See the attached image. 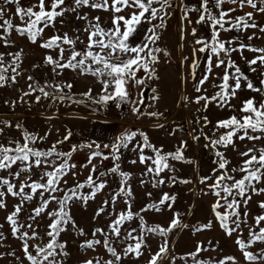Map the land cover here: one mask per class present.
Returning a JSON list of instances; mask_svg holds the SVG:
<instances>
[{"label":"snow or ice","instance_id":"obj_1","mask_svg":"<svg viewBox=\"0 0 264 264\" xmlns=\"http://www.w3.org/2000/svg\"><path fill=\"white\" fill-rule=\"evenodd\" d=\"M238 5L242 10L245 6L253 11L233 16L238 9L229 7L226 10L224 5ZM174 6H178L182 12V19L192 23L189 14L195 12L198 18L195 24L207 27L210 32L208 38L200 37L195 40L193 47V60L190 65L191 75L195 81L197 93H204L195 98V103L204 101L201 110L206 111L208 105L215 104L217 108L227 109L230 115L227 118L219 119L212 125V134L207 135L201 130L200 135L193 136L198 141L203 136L206 141L204 147L212 150L215 159V167L211 175L202 176L201 184H207L206 195L216 197L212 204V212L219 222L221 229L231 237L237 234L235 244L237 245L243 259L247 264H264V247L258 251L250 250L255 245H264V201L258 202L262 210L260 215L254 216V224L248 222L249 212L247 207L253 195L264 194V145L256 142L264 140V46H255L245 43L241 38L242 33L249 29L255 31L246 36L247 41L254 39L264 41V35H257V32L264 34V27L256 23L254 13L264 14V0H199L197 6H189L180 0L175 5V0H28L23 4L21 0H0V46L13 47L14 42L10 40L12 32L20 37L26 38L31 44L38 47L55 51L57 55L44 56L43 62L50 66L53 77L61 76L66 70H70L80 76H92L101 85L98 96L92 94V90L82 94L95 104L107 105L114 102L131 103L133 114L140 112L139 104L143 99L132 101L130 99L129 87L140 88L147 80L156 78L155 65L158 63L156 53L161 52L159 47H153L160 38L159 30L165 27L166 18L171 15ZM14 7V12L12 8ZM83 9L100 10L110 12L111 27H105L99 16H90L89 12ZM127 10L126 14L121 15ZM12 12L11 15H8ZM13 17L20 20V24L13 23ZM71 17L76 21H82L83 27L61 31ZM158 21V23H154ZM147 24L142 42L131 43L141 25ZM59 25V27H58ZM52 28L55 34L43 39L46 29ZM197 29L193 27L192 35L195 36ZM236 32L237 35L228 39H222L221 33ZM71 33V34H70ZM184 39V36H181ZM42 40V43L38 41ZM80 45L81 47H77ZM252 53L249 59L244 52ZM205 54L204 71L199 80H196L197 69L200 68V60L196 59V53ZM239 54L244 61L247 70L254 73L250 78L242 67L232 59V54ZM167 54V53H165ZM23 50L17 52L0 53V87L9 83H16L17 77L21 74L20 68ZM10 57V59H6ZM188 58L185 57V60ZM215 61V63H214ZM39 67V65H33ZM214 68H223L221 75L213 77ZM143 71L144 76L138 77ZM28 91L23 92L20 101L24 97L36 92V102L43 99L63 101L72 100V96L64 90L71 89L72 83L60 81H45L43 85L34 81L32 76L28 77ZM210 85L213 89L211 95H207ZM48 89H51L49 91ZM249 91L254 95L240 100L239 106L231 103L237 99V93ZM155 92V89H152ZM143 93L141 92V97ZM153 96L152 99H157ZM187 101V97L184 98ZM82 103L83 100H75ZM7 103V102H6ZM15 104V102H13ZM151 116H158V113H149ZM203 126L207 127L212 122L207 116L203 118ZM199 119L197 123H199ZM0 137H3L5 128H12L9 121H0ZM15 128L21 130L19 138H7L4 142L0 139V210L6 212L5 223L8 224L10 235L20 242L19 250L21 256H17L16 250L0 252V259L10 256L17 264H64L60 257L68 256L67 241H61L60 236L68 230L67 226L75 229L77 227L72 215L71 205L80 202L86 205L90 199H94L97 193L106 186V181L101 177L109 174L117 175L120 178V188L109 199L103 201L97 208L95 217L106 212V206L112 207L108 212L111 222L107 225V231L103 228H95L93 237L100 238L86 239L80 245L82 249H93L102 246L113 259L105 260L103 264H121L122 259L134 256L139 258L143 255L145 245L144 233H156L167 236L180 224L179 214H175L167 227L159 224L148 226L144 216L146 211H161L160 206L171 208V201L174 196L165 193L158 202L152 203L139 212L132 210V189L129 185L131 174L121 169L120 160L122 150H129L137 155L132 164L140 163L145 166L142 177H151L152 186L157 187L165 183L161 173L173 171L172 161H186L183 155L186 142L182 141L174 152L165 153L162 148L153 145L148 136L143 132L129 131L121 133L111 143L92 142L87 145L73 146L68 152L59 150V145L69 138L71 133L63 140L56 141L47 149L36 147L38 142L46 139L33 133L23 130L19 123ZM139 136L140 140L136 137ZM244 141L250 142L251 146L244 145L243 150L240 144ZM240 142V143H238ZM89 149L88 164L91 171L84 182H77L68 186L65 177L76 167L70 164L72 154L79 148ZM231 148L236 152L239 162L233 165L226 152ZM107 150L105 154L104 150ZM145 149H150L153 155H146ZM94 159H99L101 164L111 160L112 167L107 171H101L99 176L94 178L97 165L93 164ZM191 163L192 161H186ZM87 166V165H84ZM171 183H176L175 177L169 178ZM212 181L208 184V181ZM188 183L189 181H179ZM141 185L146 183L144 178ZM88 188L90 191L84 193L82 190ZM151 196V193H148ZM16 200L12 204L11 211H8V198ZM121 200L126 208L116 212L115 205ZM55 208L50 209V205ZM26 205L29 210L26 211ZM243 206L244 211L241 212ZM218 209H224L223 212ZM25 217L21 220V213ZM115 217L114 219L112 217ZM48 223L44 225V231L39 229L44 219ZM139 221L137 227L124 228L126 222ZM241 225L248 228L247 239H243ZM212 222L199 226L196 230L211 228ZM4 224H0V229ZM123 229V231H122ZM80 235H85L83 229H79ZM8 237L0 230V247H4V241ZM38 241V243H32ZM133 241L134 243H128ZM116 245V246H113ZM117 246L121 251H117ZM203 249L197 245L196 252L189 255L195 259ZM169 251L168 241L165 240L159 250L151 256L148 264H158ZM103 258L85 260L83 264H101ZM239 264L235 257L229 256L218 261V264ZM208 264V262H199Z\"/></svg>","mask_w":264,"mask_h":264},{"label":"rangeland","instance_id":"obj_2","mask_svg":"<svg viewBox=\"0 0 264 264\" xmlns=\"http://www.w3.org/2000/svg\"><path fill=\"white\" fill-rule=\"evenodd\" d=\"M21 2L27 4L28 0H21ZM198 2L199 0H184V3L189 6H197ZM179 4L180 0H175V5ZM223 7L225 10L229 7H236L238 10L232 13L233 16L253 11L247 6L242 10L239 9L238 5L226 4ZM83 11L89 12L90 16H99L105 27H111L110 12L89 9H83ZM12 12H14V7ZM12 12H9L8 15H11ZM126 12L127 10L121 15L126 14ZM189 17L192 23H189L188 20H183L180 7L174 6L171 10V15L165 20V27L159 30L160 38L153 46L161 49V52L156 53L158 58V63L155 65L156 78L147 80L146 84L140 88L129 87L132 101L143 99V103L139 104L140 112L137 114H133L131 109L134 105L131 103L124 102L117 106L116 103L109 102L105 106L95 104L87 97H83L82 94L88 91L89 88L94 96H98L100 93L101 85L90 75L80 76L70 70H66L61 76L54 78L50 66L45 65L43 59L46 54H51L55 57L57 55L55 51L45 50L36 44H31L26 38L20 37L14 31L10 36L14 46H0V53L23 50L22 62L18 69L21 74L17 77V82L0 87V121H9L13 125L12 128L4 129L3 137H0L4 142L9 137H20L21 130L15 128L17 123L21 124L23 130L29 133L41 137L47 134L46 139L36 145V147L43 149L51 147L58 140H63L70 132L69 138L58 146L59 150L64 152L70 151L73 146L87 145L92 142L100 143L101 145L111 143L125 130L145 133L149 141L156 147L162 148L165 153L174 152L182 141L186 142L183 155L186 161L192 162L170 160L169 163L172 165L173 171L161 173V178L165 180V183L159 185L157 187L159 189L150 184L152 183L151 177H142L145 169L144 165L131 163L132 160L137 159L136 153L122 150L121 169L131 174L128 183L133 194L131 201L132 210L139 212L141 208L158 202L167 193L169 196L175 197V200L170 202L171 208L160 206L161 211L150 210L141 214L144 216L148 226L159 224L167 227L175 214H179L180 224L167 236L156 233H144L146 247L143 249V255L139 258L134 256L126 257L122 259L121 264H148L151 256L159 250V246L165 240L168 241L169 251L158 261V264H199V262L218 264V261L229 256L235 257L239 264H247L235 244L237 234L234 233L231 237L226 235L221 229L219 222L215 219L211 206L215 202L216 197L211 194L206 195L207 184L200 183L202 176L211 175L212 169L215 167L213 163L215 156L211 149L204 147L206 141L202 135L198 141L193 140V136L200 135L201 130L205 134L211 135L212 125L219 119L227 118L231 113L227 109L217 108L215 104L208 105L207 110L204 111L201 110L204 101L199 104L194 102L198 95L204 94L196 92L195 81L191 75L190 65L193 60V47H200V45H195L194 42L200 37L208 38L210 32L207 27L195 24V20L198 18L197 13L191 12ZM254 17L256 23L264 27V14L254 13ZM13 23L20 24L21 22L18 18L13 17ZM154 23H158V21H154ZM79 27H83V22L69 17L68 23L61 31ZM147 27H149L147 24L141 25L132 38L131 43H141ZM193 27L197 29L195 36L192 35ZM253 31L255 30L249 29L246 33H242L241 38L244 39L245 43L264 46V41L262 40L254 39L250 42L246 40V36L251 35ZM54 34L55 30L48 28L43 34V39H47ZM182 35L184 39H181ZM236 35V32L221 33V38L228 39ZM257 35L264 34L257 32ZM42 42V40L38 41V43ZM77 47L81 46L77 45ZM204 56L205 54L196 53V59L200 60V68L197 69L196 80L200 79L204 71ZM244 56L250 59L252 53L245 51ZM185 57L188 59L185 60ZM6 59H10V57ZM232 59L236 60L250 78L255 76L254 73L247 70L239 54L233 53ZM33 65H39V67H33ZM222 72L223 68H214L213 77L221 75ZM137 75L138 77H143L144 73L141 71ZM29 76H32L34 81L40 85H43L45 81L53 82L54 79L63 83H72L73 87L71 89L66 88L64 91L71 95L73 99L54 102L52 99L42 98L37 103L35 96L40 95V93L36 92L24 97V101L21 102V95L23 92L28 91V84L33 82L28 80ZM205 87L208 89L206 94L211 95L213 89L210 85H205ZM147 88L148 92L146 93ZM152 89L156 91L153 92ZM48 90L51 91V89ZM141 92L143 93L142 97ZM154 95L158 97L155 100L152 99ZM252 95L254 94L247 90L238 92L237 99H233L231 103L238 107L241 99ZM185 97H187V101H185ZM75 100H83V102L76 103L74 102ZM149 113H158L159 115L151 116ZM204 116H207L212 122L207 127L203 126L202 118ZM198 119L199 123H197ZM0 127H3V125L0 124ZM136 139L140 140V137L137 136ZM256 143L264 145V140ZM244 145L251 146L250 142L244 141L240 144L241 150H243ZM104 151L107 154V150L105 149ZM145 154L153 155L150 149H145ZM226 155L233 161V165L239 162L236 152L231 148L227 150ZM88 156L89 149L87 147L79 148L72 154L69 163L76 165V167L65 177L69 187L87 179L91 171V165L88 164ZM92 163L97 165L94 178L99 176V173L105 169L104 167L108 169L112 167L111 160L104 161L101 164L99 159H94ZM170 177H175L177 182L171 183ZM142 178L146 180L143 185L140 183ZM101 179L106 181L107 186L97 193L94 199H90L86 205L80 202L71 205V215L77 227L73 229L71 226H67L68 230L60 236L62 242L67 241L66 251L68 256L59 258L64 261V264H83L85 260L100 257L103 258L101 260V264H103L105 260L113 259L102 246H96L95 250L82 249L80 247L86 239H102L99 234L97 237H93V230L99 227L107 231V225L111 222L107 214L112 211L110 206H106V212L99 217L94 218V216L103 201L109 199L111 195L119 190L120 178L117 175L109 174L101 177ZM179 181L189 182L181 183ZM211 183V180L208 181V184ZM82 191L88 193L90 190L84 188ZM148 193H151V196ZM259 201H264V194L253 195L252 200L248 204V222L250 224H254V216L262 213V210L258 207ZM16 202L13 198H8V211H11L12 204ZM25 207L26 211H28L29 206L26 205ZM52 208H55L54 203L50 205V209ZM125 208L126 205L118 199L115 211L119 212ZM218 211L223 212L224 209H218ZM243 211L244 208L242 206L241 212ZM5 216L6 212L0 210V224H4V228L0 230L4 231L8 237L4 241V247H0V252L6 253L15 249L17 256L23 258L19 250L20 242L11 237L9 226L5 223ZM24 217L25 213L22 212L21 220ZM112 218L114 219L115 217L113 216ZM209 221L212 222L211 228L196 230L199 226L205 225ZM47 223L48 220L45 218L39 229L41 232L44 231V225ZM138 225L139 221L133 220L126 222L123 227L138 228ZM262 226H264V222H262ZM241 228L243 230L242 238L247 239L248 228L244 225H241ZM79 229H83L85 235H80ZM32 243H38V241H32ZM128 243L134 242L128 241ZM197 245H201L203 249L207 250L200 251L193 259L189 254L196 252ZM261 247H264V245L257 244L250 250L258 251ZM117 251H121L120 246H117ZM0 264H17V262L10 256H4L3 259H0ZM24 264H27V261H24ZM227 264H232V262L228 261Z\"/></svg>","mask_w":264,"mask_h":264},{"label":"water","instance_id":"obj_3","mask_svg":"<svg viewBox=\"0 0 264 264\" xmlns=\"http://www.w3.org/2000/svg\"><path fill=\"white\" fill-rule=\"evenodd\" d=\"M148 92V88L146 89V93ZM105 169L103 171H107L108 168L104 167Z\"/></svg>","mask_w":264,"mask_h":264},{"label":"built area","instance_id":"obj_4","mask_svg":"<svg viewBox=\"0 0 264 264\" xmlns=\"http://www.w3.org/2000/svg\"><path fill=\"white\" fill-rule=\"evenodd\" d=\"M149 177H150V176H149ZM145 178H148V177H145ZM150 184H152V183H150ZM166 186H167V184H166ZM157 187H158V186H157ZM157 187H156V189H159V188H157Z\"/></svg>","mask_w":264,"mask_h":264}]
</instances>
